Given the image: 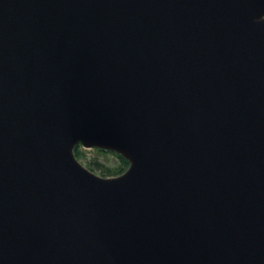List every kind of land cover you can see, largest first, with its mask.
<instances>
[{
	"label": "water",
	"instance_id": "obj_1",
	"mask_svg": "<svg viewBox=\"0 0 264 264\" xmlns=\"http://www.w3.org/2000/svg\"><path fill=\"white\" fill-rule=\"evenodd\" d=\"M0 264H264V0H0Z\"/></svg>",
	"mask_w": 264,
	"mask_h": 264
},
{
	"label": "trees",
	"instance_id": "obj_2",
	"mask_svg": "<svg viewBox=\"0 0 264 264\" xmlns=\"http://www.w3.org/2000/svg\"><path fill=\"white\" fill-rule=\"evenodd\" d=\"M98 152L106 151L105 149H96ZM74 151L76 152V157L81 161L84 162L86 167L91 171H97L99 175L104 176H114L119 175L125 172L126 167L128 166V160L120 156L119 154L115 153L117 156V160L114 165H108L106 161H101L96 155L87 156L85 149H81L80 145L74 146Z\"/></svg>",
	"mask_w": 264,
	"mask_h": 264
},
{
	"label": "rangeland",
	"instance_id": "obj_3",
	"mask_svg": "<svg viewBox=\"0 0 264 264\" xmlns=\"http://www.w3.org/2000/svg\"><path fill=\"white\" fill-rule=\"evenodd\" d=\"M81 149H85V147H83L82 145H80ZM96 147H92V149H85V151H87L88 153L87 156H92V155H96L101 161H106L108 165H114L116 162H119L117 160V156L115 155V153H117L116 151H110V150H106L103 152H98L97 150L93 149ZM98 149V148H96ZM115 152V153H113Z\"/></svg>",
	"mask_w": 264,
	"mask_h": 264
}]
</instances>
